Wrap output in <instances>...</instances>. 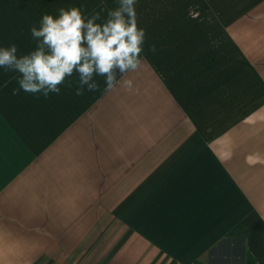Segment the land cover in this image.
<instances>
[{
	"label": "crops",
	"instance_id": "0c3cea01",
	"mask_svg": "<svg viewBox=\"0 0 264 264\" xmlns=\"http://www.w3.org/2000/svg\"><path fill=\"white\" fill-rule=\"evenodd\" d=\"M117 6L0 0V48L36 50L31 28L60 8L102 24ZM135 9L132 92L94 76L77 96L73 74L14 95L20 74L0 67V264H264V0ZM95 215L112 217V255L70 254Z\"/></svg>",
	"mask_w": 264,
	"mask_h": 264
},
{
	"label": "clouds",
	"instance_id": "9594fccd",
	"mask_svg": "<svg viewBox=\"0 0 264 264\" xmlns=\"http://www.w3.org/2000/svg\"><path fill=\"white\" fill-rule=\"evenodd\" d=\"M135 4L136 0H118L102 24L96 22L99 13L86 19L79 7L60 8L56 18L44 14L39 29L31 28L38 41L36 50L18 57L15 44L0 48V67L20 74L13 94L23 89L48 98L50 93L59 94L66 81L71 87L68 78L73 74L78 75L77 96L83 95L85 86L88 91L98 89L94 76L105 77V91L119 84L132 92L133 80L126 77L142 66L146 38L145 30L138 27ZM150 50L155 52V46Z\"/></svg>",
	"mask_w": 264,
	"mask_h": 264
},
{
	"label": "rangeland",
	"instance_id": "374dc122",
	"mask_svg": "<svg viewBox=\"0 0 264 264\" xmlns=\"http://www.w3.org/2000/svg\"><path fill=\"white\" fill-rule=\"evenodd\" d=\"M95 215L89 217V225L85 226V243H73L72 255L75 256H97L103 248L98 247L101 243H106V254L113 253V221L112 217Z\"/></svg>",
	"mask_w": 264,
	"mask_h": 264
}]
</instances>
